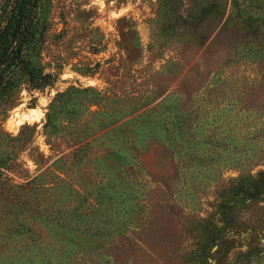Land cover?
<instances>
[{
    "label": "rangeland",
    "instance_id": "rangeland-1",
    "mask_svg": "<svg viewBox=\"0 0 264 264\" xmlns=\"http://www.w3.org/2000/svg\"><path fill=\"white\" fill-rule=\"evenodd\" d=\"M36 2L0 81V264H264V0Z\"/></svg>",
    "mask_w": 264,
    "mask_h": 264
},
{
    "label": "trees",
    "instance_id": "trees-1",
    "mask_svg": "<svg viewBox=\"0 0 264 264\" xmlns=\"http://www.w3.org/2000/svg\"><path fill=\"white\" fill-rule=\"evenodd\" d=\"M36 3H37L36 0H21L19 2L18 9L16 10L14 17H13V22H12L13 26L11 29V38L13 41V45L11 46V48L7 50L0 51V81L3 78V76L7 73V71H9L13 67L15 69L17 67L18 69H20V71H25L24 69H28L27 68L29 66L27 62L28 60H23L21 58L20 52L22 50L23 45L28 40V38L31 37L37 30V18L35 16L36 14L35 11L37 8ZM4 30H5V27H3L0 30V34H3ZM18 62H21V64L18 65ZM9 74L12 75V73L10 72ZM11 77L14 78L15 75ZM75 90L77 92H85V91L92 92L94 94L93 95L94 98L87 99L85 103L86 105H88V107L90 105L97 104V100L95 99L97 97H100V94L94 88L92 87L76 88ZM64 93L63 92L56 93L55 97L53 98L52 109H57V107L54 105V102L57 100L56 97ZM66 101H70V100H63V103H66ZM45 115H46L45 117L46 119H45V122L43 123V128L47 129L50 127V132L57 130V127H59L60 122L57 119L55 120L54 113L51 114L50 112H47ZM69 123H72V121H70ZM82 131H85L84 128L82 129ZM70 153H71V150H70ZM260 175L262 176V180H263L264 173L261 172ZM259 182L262 183L261 180Z\"/></svg>",
    "mask_w": 264,
    "mask_h": 264
}]
</instances>
